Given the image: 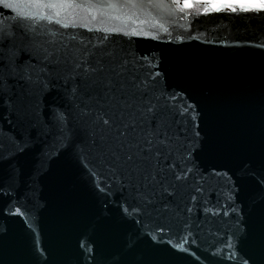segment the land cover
I'll return each instance as SVG.
<instances>
[{
    "label": "water",
    "instance_id": "1",
    "mask_svg": "<svg viewBox=\"0 0 264 264\" xmlns=\"http://www.w3.org/2000/svg\"><path fill=\"white\" fill-rule=\"evenodd\" d=\"M233 6H0V32L14 34L15 50L10 59L0 49V264H264V11ZM38 45L114 53L130 76L158 72L172 103L194 106V121L172 126L185 133L172 160L193 171L168 211L141 207L98 162L88 118L70 122L64 138L63 82L40 89L22 78L44 66Z\"/></svg>",
    "mask_w": 264,
    "mask_h": 264
},
{
    "label": "snow or ice",
    "instance_id": "2",
    "mask_svg": "<svg viewBox=\"0 0 264 264\" xmlns=\"http://www.w3.org/2000/svg\"><path fill=\"white\" fill-rule=\"evenodd\" d=\"M19 2L20 0H0V6L13 9ZM180 2L181 0H26L28 7L34 5L37 8H56L68 4L73 7L90 6L97 11L105 8L130 11L143 9L145 6L170 7ZM197 2L213 5L219 3L232 12L237 11L233 6L235 3L240 4L242 11H264V0H254L247 5L241 3V0ZM184 3L187 6L188 0H184ZM216 10L219 11V8ZM18 18L20 21L36 19L23 14H18ZM44 18L50 19L48 16ZM56 23L60 21L57 20ZM21 31L25 32V29L22 28ZM13 46L14 34L0 32V49L9 47L10 59L15 56ZM37 51L44 66L35 75L30 67L25 68L22 78L40 89H47L49 84L57 81L63 82L67 108L59 119L64 138L71 135V130L68 129L70 122L79 125L88 118V135L98 162L134 190L141 207L168 211L179 194L181 184L188 180L193 171L192 168L178 170L179 166L172 160L180 136L185 135L183 131H173L172 126L181 124L189 117L194 121L195 115L191 111L194 106H177L172 103L177 100V96L166 95L164 90L156 86L155 77L160 75L158 72L149 74L152 83H149V79L138 81L137 77L130 76L129 62L125 60L117 63L114 53H97L67 45L53 50L38 45ZM199 135V131H194L191 137L185 136L192 141L191 145H183L180 159L185 163L191 162ZM192 199L195 200V197ZM156 205L159 207L156 208ZM17 213L23 215L19 209ZM160 231L163 232V228ZM176 247L183 249L182 244ZM227 247L231 248L232 244L229 243Z\"/></svg>",
    "mask_w": 264,
    "mask_h": 264
}]
</instances>
